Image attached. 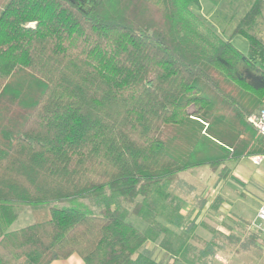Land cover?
Here are the masks:
<instances>
[{
  "label": "trees",
  "instance_id": "1",
  "mask_svg": "<svg viewBox=\"0 0 264 264\" xmlns=\"http://www.w3.org/2000/svg\"><path fill=\"white\" fill-rule=\"evenodd\" d=\"M202 1L0 0V264L73 255L85 264H219V236L241 244L213 233L196 246V221L181 214L172 187L183 172L264 154L247 122L264 102L255 31L264 0L222 26L228 39ZM236 35L248 54L232 44ZM26 207L32 223L10 230ZM158 240L167 261L147 248Z\"/></svg>",
  "mask_w": 264,
  "mask_h": 264
},
{
  "label": "rangeland",
  "instance_id": "2",
  "mask_svg": "<svg viewBox=\"0 0 264 264\" xmlns=\"http://www.w3.org/2000/svg\"><path fill=\"white\" fill-rule=\"evenodd\" d=\"M254 0H225V4L222 3L221 9H224L223 11H216L214 13H211V11H208V7L203 11L204 15H210L211 22H214L217 24L218 30L221 33L222 32V26H227V29L232 28L241 20V18L244 16V14L250 9L251 5L253 4ZM230 8L233 9L230 11ZM229 17L231 20L227 21V18ZM35 24L32 23L30 26H34ZM255 31L257 32L259 37H262L264 39V8L261 12V16L258 18V21L255 26ZM227 36V34H223ZM232 44L242 53L248 54L250 49V43L249 41L241 36L236 35L232 38ZM261 108H264V102L261 107H259L256 110H259ZM255 110V111H256ZM255 131V130H254ZM256 132V131H255ZM256 134H258L256 132ZM259 135V134H258ZM261 136V135H260ZM187 140L184 138H181L177 144V149H182L186 145ZM261 155V154H259ZM256 155H251L247 158H243L240 160H233L229 161L225 166L220 167L217 171H213L210 168H201L198 172H187L182 177L183 179L189 180V183H193L197 187V192H190L187 187L182 186L181 184H177L173 186L172 195H174L177 199H180L184 207L193 210V213L201 209V204L204 201L205 195H213L216 191H222L223 195L227 197L229 201H226L224 198L220 196V198L213 204V210L215 213H218L220 206L223 205L222 202H225V208L227 210H230V204H232V212L237 217H240L246 221H251L256 216V210L259 204L264 202V189L263 186L258 184L257 181L261 178V176H264V163H261L259 165H256L253 163L252 158ZM199 169V168H198ZM191 175V176H190ZM193 175V176H192ZM258 178V179H256ZM261 180V179H260ZM260 182V181H259ZM215 183V185H214ZM213 185L215 187H213ZM215 190V191H214ZM85 201V202H84ZM72 201L65 203L64 206H70V207H78L80 204L83 205V203H86L84 205L89 206V201ZM232 202V203H231ZM81 205V206H82ZM219 205V208L217 207ZM229 205V206H228ZM80 206V207H81ZM24 211L21 213V218L18 220L17 226H19L27 216H29L32 211L30 207H26L23 209ZM201 215V214H200ZM211 215V216H210ZM206 216L202 222V217L200 216V224L204 226L201 229L206 228L207 230H211L210 234L213 233L216 234H224L221 232V229H226L231 225V219H221L220 216L217 220H215L214 216L217 214H214L213 211L211 214ZM258 215V214H257ZM209 217V218H208ZM30 220L33 221L32 216H30ZM257 217L251 222L245 224H240L239 229H233L236 232H233L231 234L234 235H241L240 230L243 229L250 233H257L261 237L260 243L264 245V232L259 229L256 226H253V223H258ZM129 221L132 222L137 228L140 230H146L147 223L137 216L136 214H131L129 217ZM249 226V227H248ZM217 228L219 230H217ZM223 231V230H222ZM225 231V230H224ZM244 233V232H243ZM213 234V235H214ZM229 234V235H231ZM210 235V237H212ZM219 236V235H218ZM242 239L243 237L240 236ZM246 236L244 242H246V245L248 244L249 240ZM196 243L199 244L202 242L204 238H201L200 236L196 237ZM222 243L225 245L223 246L222 250L219 251L218 255H220L221 258H225L229 261V264H233L232 261V253L235 249H238L240 246L239 242H233V244H229L228 242H224V239L219 236L218 238ZM203 244V243H202ZM243 243H241L242 245ZM221 258H216L218 263L223 264L221 262ZM182 262V261H179Z\"/></svg>",
  "mask_w": 264,
  "mask_h": 264
},
{
  "label": "crops",
  "instance_id": "3",
  "mask_svg": "<svg viewBox=\"0 0 264 264\" xmlns=\"http://www.w3.org/2000/svg\"><path fill=\"white\" fill-rule=\"evenodd\" d=\"M221 6H222V3H221V5L213 6L209 1H204V0L202 1V10L203 11H205V9L208 7L209 8L208 11L209 12L211 11V13H214L218 10H221ZM208 16L210 17V15H208ZM218 27L219 26L216 25L217 32L223 37L224 35L222 32L221 33L219 32ZM228 38H229L228 35L224 37V39H228ZM199 170H201V168L190 170V172L192 171V172L196 173ZM187 172H189V171H187ZM187 172H183L180 174L181 184H182V186L187 187L190 192L193 191L196 193L197 192L196 185L191 183V182L189 183V180L183 179V177H182ZM256 179H258V178H256ZM260 179H259L260 182L259 181H257V182H258V184L263 186V189H264V176L262 175ZM214 185H215V183H214ZM214 185H213V187H215ZM220 196L222 198H224L226 201H229V200H227L228 198L223 195L222 191H216L213 195H209V194L205 195L204 201L201 203V204H203L201 206L202 210L199 209L198 211L193 213L192 209L189 210L185 207H184V209L182 208L181 214L186 219L191 220V221H196L197 228L195 231V236L196 237L200 236L201 238H204L202 240V242H208L211 240L212 237H210V235H211L210 231L211 230H207L206 228L201 229L204 226H202V224H200V222H198L200 220V216L202 217V215H203V217L201 218L202 222H203V221H205L204 220L205 218L207 219L206 216L210 215L211 212L213 211L214 214H217L216 216H214L215 220H217L219 216L221 219H231L232 224L229 225V227H227L226 229L225 228L221 229V232H223L226 235H229L233 232H236L233 229H236V228L239 229L240 224L247 225V223L248 224L251 223L257 217V214H258L260 207L264 204V202L263 203L261 202L259 204V206L257 207V210H256V216L253 220L246 221L240 217H237L235 214H233L232 208H231L232 204H230V206L228 205L230 207V210H227L225 208L226 207L225 202H222L223 205L220 206L218 213H215V211L213 210L214 209L213 204L215 203L216 198L218 200L220 198ZM30 216L31 215H29L25 219H23L24 221L19 226H17L18 221L14 222L12 224V226L10 227V230L16 231V230L22 229V228L28 226L29 224H31L32 220H30ZM217 230H219V229L217 228ZM240 233H241V235H237V237L242 240L241 243L244 242L245 240H247V239H245L246 236H250V237H248L249 242L247 245H246V243H244L242 245L240 244L239 248L234 250V252L232 253V256H231L233 264H264V245H262L260 243V241L262 240L261 237L258 236L257 233H250V232H247L243 229L240 230ZM240 236H242V237L244 236L243 239ZM160 243H161V240H158L157 242H149L147 244V248L154 251L155 257L158 261H167L168 255H167L166 251L161 248ZM194 244L196 246H199V244H197V243H194ZM200 246H202V244H200ZM216 258L219 259L221 257H220V255H217ZM221 262L223 264H229V261L226 260L225 258H221ZM170 263H172V264H187L186 262H179V261H177V262L171 261ZM51 264H85V263L79 256L73 255L69 259L56 260V261L52 262Z\"/></svg>",
  "mask_w": 264,
  "mask_h": 264
},
{
  "label": "built area",
  "instance_id": "4",
  "mask_svg": "<svg viewBox=\"0 0 264 264\" xmlns=\"http://www.w3.org/2000/svg\"><path fill=\"white\" fill-rule=\"evenodd\" d=\"M249 125L262 137H264V108L251 113L247 117ZM254 164L259 165L264 163V154L256 155L252 158ZM258 223H253V226L258 227L264 232V204L260 207L257 215Z\"/></svg>",
  "mask_w": 264,
  "mask_h": 264
}]
</instances>
